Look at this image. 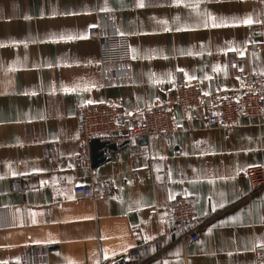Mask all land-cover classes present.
Instances as JSON below:
<instances>
[{"label": "crops", "instance_id": "obj_1", "mask_svg": "<svg viewBox=\"0 0 264 264\" xmlns=\"http://www.w3.org/2000/svg\"><path fill=\"white\" fill-rule=\"evenodd\" d=\"M258 24L264 0H0V264H113L135 247L143 264H259L264 188L246 171L264 167V115L224 127L175 105L168 143L118 142L95 174L75 162L80 108L110 102L138 124L179 71L207 105L264 74ZM92 28L129 35L132 60L102 63ZM177 194L202 222L196 241L174 243Z\"/></svg>", "mask_w": 264, "mask_h": 264}, {"label": "built area", "instance_id": "obj_2", "mask_svg": "<svg viewBox=\"0 0 264 264\" xmlns=\"http://www.w3.org/2000/svg\"><path fill=\"white\" fill-rule=\"evenodd\" d=\"M253 33L263 34L264 25L251 27ZM89 36L101 44L102 63H128L132 60L129 35L115 31L102 32L98 28L89 30ZM259 43H253L251 49H259ZM242 60V59H240ZM206 114L212 124L224 127L237 125L240 117L260 118L264 115V74H247L237 89L224 90L215 95L212 105L206 104V94L183 72H177L173 80L172 92L165 103H155L144 110L143 120L138 124H128L123 119L121 106L102 102L80 108L78 111V137L82 143L81 152L75 156L76 163L96 169L92 163L91 142L95 139L117 144L118 142L141 137L161 136L169 142L180 129L174 118V106ZM251 192L264 188V167L255 166L246 171ZM75 192L83 197H90L91 188L85 184L77 185ZM171 214L174 221V243L185 244L199 238L202 222L196 214L193 202L183 194H177L171 201ZM176 231V233H175ZM45 247H38L45 251ZM21 259L31 261L28 247L23 248ZM138 248L131 249L129 258L117 259L113 264H143ZM259 264H264V257Z\"/></svg>", "mask_w": 264, "mask_h": 264}, {"label": "water", "instance_id": "obj_3", "mask_svg": "<svg viewBox=\"0 0 264 264\" xmlns=\"http://www.w3.org/2000/svg\"><path fill=\"white\" fill-rule=\"evenodd\" d=\"M141 140H146L147 137H141ZM91 153H92V162L98 163L100 160L104 159L105 154L117 148V144L108 143L106 141H101L95 139L91 142Z\"/></svg>", "mask_w": 264, "mask_h": 264}, {"label": "snow or ice", "instance_id": "obj_4", "mask_svg": "<svg viewBox=\"0 0 264 264\" xmlns=\"http://www.w3.org/2000/svg\"><path fill=\"white\" fill-rule=\"evenodd\" d=\"M245 23H249L250 24L251 23V20H246Z\"/></svg>", "mask_w": 264, "mask_h": 264}]
</instances>
